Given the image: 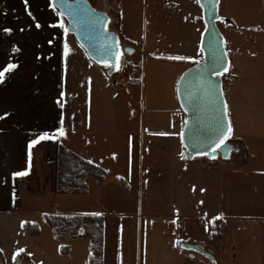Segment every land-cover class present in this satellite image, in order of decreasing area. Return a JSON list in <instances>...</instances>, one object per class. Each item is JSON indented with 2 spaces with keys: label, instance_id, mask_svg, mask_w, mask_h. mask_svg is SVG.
<instances>
[{
  "label": "crops",
  "instance_id": "obj_1",
  "mask_svg": "<svg viewBox=\"0 0 264 264\" xmlns=\"http://www.w3.org/2000/svg\"><path fill=\"white\" fill-rule=\"evenodd\" d=\"M239 2L229 0L228 30H220L238 151L188 161L176 88L203 59L197 0H165L162 15L152 0L138 66L116 76L65 31L52 0H0V71L15 65L0 80V264H38L30 245L50 215L102 216L103 264H264V27ZM44 132L56 139L33 146L29 167L28 145ZM60 145L106 170V181L59 195Z\"/></svg>",
  "mask_w": 264,
  "mask_h": 264
},
{
  "label": "water",
  "instance_id": "obj_2",
  "mask_svg": "<svg viewBox=\"0 0 264 264\" xmlns=\"http://www.w3.org/2000/svg\"><path fill=\"white\" fill-rule=\"evenodd\" d=\"M52 2L67 21L68 34L74 37L90 60L108 67L107 74L112 76L119 68L121 51L118 34L109 29V14L97 10L89 0ZM197 2L205 24L200 43L203 59L180 77L176 88L179 106L186 115L181 133L184 156L188 161L198 157L208 160L221 157L228 160L238 148L233 147L228 139L225 141L226 147L216 148L220 133L226 132L230 125L223 75L229 71L231 63L224 37L218 27L221 20L220 0ZM127 51L132 53V49ZM225 68L227 71H224ZM183 248L212 259L200 245L187 244Z\"/></svg>",
  "mask_w": 264,
  "mask_h": 264
},
{
  "label": "rangeland",
  "instance_id": "obj_3",
  "mask_svg": "<svg viewBox=\"0 0 264 264\" xmlns=\"http://www.w3.org/2000/svg\"><path fill=\"white\" fill-rule=\"evenodd\" d=\"M89 1L97 10L105 11L108 14L116 5L110 6L109 0ZM151 1L152 0H119L117 2L120 15L116 16L115 14L110 13V22L112 20L120 21V27L117 30L119 31L118 38L121 51L119 68L112 76L126 74L125 69L130 62H134V64L138 66L144 23H146L147 20L149 24L150 19V17L145 15V11L148 9L149 14L151 13V7L153 6ZM164 2L165 0H156L155 10L159 15H162L166 9ZM239 4H242V11L245 10V12L253 14L254 17L252 18L258 19V22L263 23L262 27H264V0H244V3L240 0ZM229 8V0H222L219 7V16L221 20L218 23V27L224 32L228 30V24H226V22L229 18ZM65 25H67L66 20ZM110 26L111 24H109V29ZM128 49L135 50V55L133 57L131 56V53H128ZM137 124L138 122L136 125ZM228 142L231 143L233 147L239 146L237 141L228 140ZM232 157H236L235 154H232ZM43 227H45V229L41 234V237L33 242V245H30L31 249L35 250L33 252H35L38 264H89L91 245L89 239L75 238L60 241L55 238L51 227L46 222ZM38 245L45 246L43 251H38L36 249ZM15 264H18V262L16 261ZM30 264H33V262Z\"/></svg>",
  "mask_w": 264,
  "mask_h": 264
},
{
  "label": "trees",
  "instance_id": "obj_4",
  "mask_svg": "<svg viewBox=\"0 0 264 264\" xmlns=\"http://www.w3.org/2000/svg\"><path fill=\"white\" fill-rule=\"evenodd\" d=\"M111 13L116 16L120 15L118 4L114 6ZM115 27L117 29L120 27L119 20L116 21ZM132 69V65L128 64L125 73L131 72ZM229 78L231 77L228 71L223 75L224 91L227 82L230 81ZM228 140L237 141L231 136L228 137ZM107 176L108 172L103 168L90 163L65 146L60 145L57 158V192L59 195H85L88 193V179L103 184ZM45 220L57 240L89 239L91 242L89 264H103L104 218L102 216L50 215L46 216ZM24 230L29 234H38L37 226L31 230L30 224H24Z\"/></svg>",
  "mask_w": 264,
  "mask_h": 264
},
{
  "label": "snow or ice",
  "instance_id": "obj_5",
  "mask_svg": "<svg viewBox=\"0 0 264 264\" xmlns=\"http://www.w3.org/2000/svg\"><path fill=\"white\" fill-rule=\"evenodd\" d=\"M25 3H27V0H25ZM36 27H40L39 24L36 25ZM60 27H64V25L61 23ZM5 31H10L8 29H6ZM65 31H67V29H65ZM203 49H201L202 51ZM66 54H67V50H66ZM174 59H184L182 57H174ZM109 67H111V65H108ZM15 65L13 64H9L5 69H3L2 71H0V80H2L4 78V74L5 72L9 71L10 69L14 68ZM224 71H227V68L224 69ZM59 135L60 136H64L65 133L63 131V129H58ZM232 129L231 126L229 125L227 128L226 132H221L220 133V138L218 143L216 144V148H220V147H226L225 141L228 139V136L231 135ZM56 136L55 135H50L47 132H44L42 134H40L36 139H33L30 141L29 145H28V149H29V167H30V161H31V149L33 148L34 145H36L37 143H39L42 140H55ZM215 150V149H214ZM28 175V171H17L15 173H13L14 177H24ZM203 191V189H202ZM24 249H19L17 255H19V253L23 252ZM30 255V254H29ZM15 259V257H14Z\"/></svg>",
  "mask_w": 264,
  "mask_h": 264
},
{
  "label": "built area",
  "instance_id": "obj_6",
  "mask_svg": "<svg viewBox=\"0 0 264 264\" xmlns=\"http://www.w3.org/2000/svg\"><path fill=\"white\" fill-rule=\"evenodd\" d=\"M133 72V71H132Z\"/></svg>",
  "mask_w": 264,
  "mask_h": 264
}]
</instances>
